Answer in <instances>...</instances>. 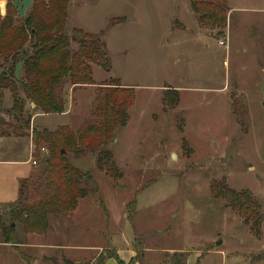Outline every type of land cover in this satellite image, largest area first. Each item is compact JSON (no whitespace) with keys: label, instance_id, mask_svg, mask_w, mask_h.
<instances>
[{"label":"rangeland","instance_id":"1","mask_svg":"<svg viewBox=\"0 0 264 264\" xmlns=\"http://www.w3.org/2000/svg\"><path fill=\"white\" fill-rule=\"evenodd\" d=\"M226 2L231 11L219 35L198 25L188 0H70L67 32L102 33L110 70L92 66L93 87L64 85L63 118L31 123L15 146L28 150L21 157L30 165L2 163L19 157L0 146V216L6 220L30 167L38 177L48 158L33 133L67 127L75 135L97 121L96 96L111 80L134 90V100L107 146L116 175L97 168L96 152L68 151V163L90 177L85 198L50 217L45 235L12 225L31 264H99L129 245L139 264H264V0ZM12 3L21 22L31 0ZM173 91L178 105L165 107ZM3 95L10 107L11 94ZM222 187L251 197L258 225L231 209L218 195ZM35 200L32 192L26 203ZM15 250L0 237V264H23Z\"/></svg>","mask_w":264,"mask_h":264},{"label":"trees","instance_id":"2","mask_svg":"<svg viewBox=\"0 0 264 264\" xmlns=\"http://www.w3.org/2000/svg\"><path fill=\"white\" fill-rule=\"evenodd\" d=\"M188 1L198 25L206 30H217L221 35L230 10L226 0ZM0 2L6 3L4 14L0 11V140L22 139L28 137L34 115L58 116L66 112L65 84L72 90L93 87L92 66L105 72L110 70L108 51L101 39L102 33L93 35L80 29L67 32L70 0H32L21 22L15 19L12 0ZM71 45H75L76 50H72ZM17 66L22 70L20 77L15 74ZM100 89L94 109L97 121L85 123L75 135L67 127L55 132L33 133L35 148L47 150L48 158L43 161L44 168L38 177L31 175L19 184L17 200L7 206L6 220L0 216L1 243L16 249L25 264L32 261L17 250L21 245L16 242L12 225L20 223L28 236L45 235L50 217L68 214L86 196L82 185L88 183L90 177L68 163L65 158L68 151L78 153L83 148L96 152L97 168L108 175H116L107 146L129 120L127 112L134 100V90L121 86L118 80L102 84ZM5 91L12 97L10 108L2 104ZM178 101L176 91L172 97L163 98L165 107H175ZM27 104L33 108L27 109ZM32 192L37 200L27 205ZM218 195L231 209L253 218L258 225V207L247 193H235L222 187ZM108 259L125 264L115 252L96 262L104 264ZM136 263L139 262L131 259L127 264ZM65 264L76 263L66 261Z\"/></svg>","mask_w":264,"mask_h":264},{"label":"crops","instance_id":"3","mask_svg":"<svg viewBox=\"0 0 264 264\" xmlns=\"http://www.w3.org/2000/svg\"><path fill=\"white\" fill-rule=\"evenodd\" d=\"M12 2H14V0H12ZM31 4H32V0H31ZM231 11V9L229 10V12ZM229 14V13H228ZM228 42V41H227ZM227 47V46H226ZM16 76H20L22 74V70H21V67L20 66H17L16 68ZM5 94V92H4ZM4 96V95H3ZM31 106V104H30ZM11 107V106H10ZM10 107H5V108H10ZM66 115V112L62 115H59L58 117H64ZM52 116H44V115H39V114H36L33 116L32 118V121L31 123L33 122L34 123V120H38L40 118H44V119H49L51 118ZM23 139V138H22ZM20 140V138H8V139H1L0 140V146L4 147L5 150L9 151L8 152V155L9 154H16L18 155V160H15L14 162H11V161H2V163H13V164H25V165H30L29 161H28V158L27 159H24L25 157H21L22 155L25 156V154H28V150L25 148H22L23 150H19V148L15 147L17 144H18V141ZM8 145H10L9 148L6 149V147H8ZM21 153V155H20ZM30 173H31V167H30V170L25 174V176L28 175V177L30 176ZM24 176V177H25ZM28 177L26 178H23L24 180L27 179ZM23 181V180H22ZM21 183V181L19 182V184ZM19 188V186H18ZM17 197H18V189H17ZM60 248V247H59ZM83 251H96V250H100V248H81ZM115 253L117 255V257L122 261L124 262L125 264H127L131 259H133L134 257V252H133V249L131 248V246L129 245L124 251L123 250H115ZM213 254V253H212ZM224 258V257H223ZM25 264V263H23ZM78 264V263H77ZM104 264H116V262L113 260V259H108L105 261ZM136 264H139V263H136ZM201 264H210V263H203V261H201ZM212 264V263H211ZM221 264H226L225 260L223 259L221 261Z\"/></svg>","mask_w":264,"mask_h":264},{"label":"built area","instance_id":"4","mask_svg":"<svg viewBox=\"0 0 264 264\" xmlns=\"http://www.w3.org/2000/svg\"><path fill=\"white\" fill-rule=\"evenodd\" d=\"M219 46L221 47H225L226 46V41H219ZM41 151H44V149H41ZM33 165H35V162L32 163Z\"/></svg>","mask_w":264,"mask_h":264},{"label":"water","instance_id":"5","mask_svg":"<svg viewBox=\"0 0 264 264\" xmlns=\"http://www.w3.org/2000/svg\"><path fill=\"white\" fill-rule=\"evenodd\" d=\"M216 245H217V246L220 245V242L218 241V242L216 243Z\"/></svg>","mask_w":264,"mask_h":264}]
</instances>
